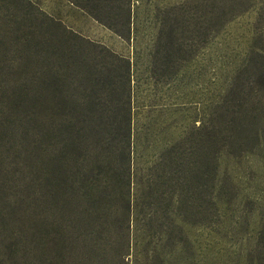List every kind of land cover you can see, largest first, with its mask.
<instances>
[{"label": "rangeland", "instance_id": "obj_1", "mask_svg": "<svg viewBox=\"0 0 264 264\" xmlns=\"http://www.w3.org/2000/svg\"><path fill=\"white\" fill-rule=\"evenodd\" d=\"M131 1L0 0L2 61L25 55L20 46L27 39L51 37L54 52H65L71 122L98 119L100 125L88 122L84 131L104 138L121 135L122 120L131 116L130 212L119 190L91 209L87 226L71 221L69 234L87 235L70 240L66 264H264V0H186L178 45L191 109L183 127L177 120L163 129L135 121L131 61L105 44L107 29L129 38ZM1 83L31 90L24 75ZM8 193L0 205L7 218L0 226V264H16L12 247L32 246L34 234L45 230L37 225L41 203L15 189ZM68 218L75 215L69 211Z\"/></svg>", "mask_w": 264, "mask_h": 264}, {"label": "trees", "instance_id": "obj_2", "mask_svg": "<svg viewBox=\"0 0 264 264\" xmlns=\"http://www.w3.org/2000/svg\"><path fill=\"white\" fill-rule=\"evenodd\" d=\"M43 21L61 27L54 19ZM52 41L27 39L20 46L25 55L7 61L0 53V205L10 189L15 195L30 194L41 203L37 225L45 226L44 232L34 234L32 246L23 242L12 247L16 264L36 256L41 257L36 264H66L70 240H85V232L69 234L71 221L79 229L87 226L91 209L103 199L111 201L119 190L126 209L131 208V116L122 120L121 135L104 138L84 131L88 122L100 125L98 119L71 122L66 115L65 52H54ZM12 75H24L30 92H23L22 84L3 86L1 81ZM2 106L9 108V116H2ZM69 211L75 219L68 218ZM5 212L0 207V226L7 223ZM18 252L22 254L14 257Z\"/></svg>", "mask_w": 264, "mask_h": 264}, {"label": "crops", "instance_id": "obj_3", "mask_svg": "<svg viewBox=\"0 0 264 264\" xmlns=\"http://www.w3.org/2000/svg\"><path fill=\"white\" fill-rule=\"evenodd\" d=\"M131 3L133 9L129 38L107 29L105 44L131 61L130 87L134 119L150 122L157 129L166 128L168 122L180 120V127H183L184 114L191 109L188 106L190 102L185 98L190 97L192 92L191 89L185 90V51L178 42L183 39L184 5L189 2L133 0ZM79 15V19L85 18L82 10ZM190 15L192 17L193 13ZM87 17L88 21L93 19ZM79 30H83L82 25ZM188 80L191 81V78ZM203 90V104H207L210 96L208 84L207 88L203 86ZM215 96L212 86V104Z\"/></svg>", "mask_w": 264, "mask_h": 264}]
</instances>
